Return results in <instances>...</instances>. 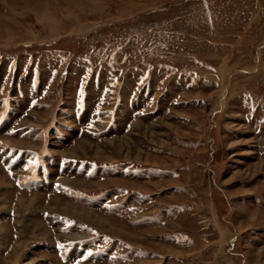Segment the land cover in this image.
Segmentation results:
<instances>
[{
	"label": "rangeland",
	"instance_id": "1",
	"mask_svg": "<svg viewBox=\"0 0 264 264\" xmlns=\"http://www.w3.org/2000/svg\"><path fill=\"white\" fill-rule=\"evenodd\" d=\"M0 264H264V0H0Z\"/></svg>",
	"mask_w": 264,
	"mask_h": 264
},
{
	"label": "bare ground",
	"instance_id": "2",
	"mask_svg": "<svg viewBox=\"0 0 264 264\" xmlns=\"http://www.w3.org/2000/svg\"><path fill=\"white\" fill-rule=\"evenodd\" d=\"M66 210V209H65ZM90 216H88L87 214H86V218H87V221H88V219H90V221H91V217L89 218ZM92 221H95V220H92ZM97 222V221H96Z\"/></svg>",
	"mask_w": 264,
	"mask_h": 264
}]
</instances>
